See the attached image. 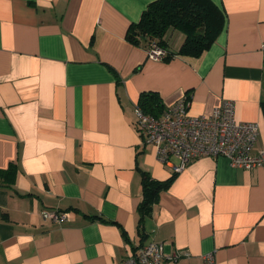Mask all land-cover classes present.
Wrapping results in <instances>:
<instances>
[{"label":"crops","instance_id":"0c3cea01","mask_svg":"<svg viewBox=\"0 0 264 264\" xmlns=\"http://www.w3.org/2000/svg\"><path fill=\"white\" fill-rule=\"evenodd\" d=\"M155 1L0 0V171H18L0 179V264H124L153 241L189 253L166 264H264V169L203 157L174 174L136 114L149 92L164 112L189 97L192 116L231 101L264 149V0H211L224 30L188 57L170 28V60L126 39ZM142 171L175 177L140 223Z\"/></svg>","mask_w":264,"mask_h":264},{"label":"built area","instance_id":"2783aa9c","mask_svg":"<svg viewBox=\"0 0 264 264\" xmlns=\"http://www.w3.org/2000/svg\"><path fill=\"white\" fill-rule=\"evenodd\" d=\"M148 55L154 60H164L167 50L153 43ZM190 104L189 97H184L161 117L136 108L139 132L146 144L155 147L161 163L169 166L174 174L203 157H224L233 167L245 171L264 169V149L255 151L259 127L256 123L237 120L233 102L225 101L209 115L201 116L189 114ZM42 217L60 223L67 220L68 214L44 211ZM188 256V252L181 251L166 257L163 244L153 241L127 257L124 264H166L167 260L178 263ZM203 264H216L214 255L204 257Z\"/></svg>","mask_w":264,"mask_h":264},{"label":"trees","instance_id":"16d2710c","mask_svg":"<svg viewBox=\"0 0 264 264\" xmlns=\"http://www.w3.org/2000/svg\"><path fill=\"white\" fill-rule=\"evenodd\" d=\"M225 14L211 0H157L143 12L137 23H132L127 31L126 39L133 45L151 46L156 43L167 50L164 40L170 28L182 31L186 41L178 55L200 57L217 40L225 28ZM174 55L167 51L164 60ZM140 109L148 115L160 116L164 112L161 97L155 92L143 93L139 101ZM264 111V103L262 104ZM17 165L13 164L9 171H0V179L12 183L17 175ZM143 200L138 208L140 223L153 212L162 191L166 190L174 177L166 181L153 179L149 173L141 172Z\"/></svg>","mask_w":264,"mask_h":264}]
</instances>
